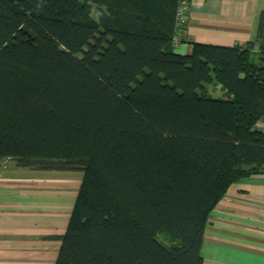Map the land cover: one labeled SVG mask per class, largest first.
I'll return each mask as SVG.
<instances>
[{
    "label": "trees",
    "instance_id": "trees-1",
    "mask_svg": "<svg viewBox=\"0 0 264 264\" xmlns=\"http://www.w3.org/2000/svg\"><path fill=\"white\" fill-rule=\"evenodd\" d=\"M178 1L0 0V160L82 174L54 264H202L210 213L264 175V16L179 55Z\"/></svg>",
    "mask_w": 264,
    "mask_h": 264
},
{
    "label": "crops",
    "instance_id": "crops-1",
    "mask_svg": "<svg viewBox=\"0 0 264 264\" xmlns=\"http://www.w3.org/2000/svg\"><path fill=\"white\" fill-rule=\"evenodd\" d=\"M264 0H189L184 37L191 44L252 43ZM264 36V29H263ZM218 88V87H217ZM82 181L78 172L0 167V264H54ZM202 264H264V175L232 184L210 213Z\"/></svg>",
    "mask_w": 264,
    "mask_h": 264
},
{
    "label": "built area",
    "instance_id": "built-area-1",
    "mask_svg": "<svg viewBox=\"0 0 264 264\" xmlns=\"http://www.w3.org/2000/svg\"><path fill=\"white\" fill-rule=\"evenodd\" d=\"M188 5H189V3L187 0H179L178 1L176 13H175V22H176L177 26H182L185 23ZM179 45L180 44L178 43V40L175 39L174 40L175 48H178ZM9 164H11L10 158H5V159L0 160V167H2V168H5Z\"/></svg>",
    "mask_w": 264,
    "mask_h": 264
},
{
    "label": "rangeland",
    "instance_id": "rangeland-1",
    "mask_svg": "<svg viewBox=\"0 0 264 264\" xmlns=\"http://www.w3.org/2000/svg\"><path fill=\"white\" fill-rule=\"evenodd\" d=\"M254 61V60H253ZM205 90L208 93V96L211 98H219V99H223L224 97V92L222 90H219L217 87H215L214 85H204ZM256 130H260L264 132V122L263 121H259L256 126H255ZM49 161V160H47ZM13 164V163H12ZM163 239V238H162Z\"/></svg>",
    "mask_w": 264,
    "mask_h": 264
}]
</instances>
